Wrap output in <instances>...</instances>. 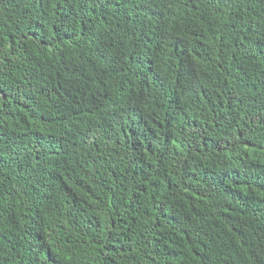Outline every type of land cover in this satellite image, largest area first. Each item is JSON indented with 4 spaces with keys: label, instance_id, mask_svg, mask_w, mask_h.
<instances>
[{
    "label": "trees",
    "instance_id": "trees-1",
    "mask_svg": "<svg viewBox=\"0 0 264 264\" xmlns=\"http://www.w3.org/2000/svg\"><path fill=\"white\" fill-rule=\"evenodd\" d=\"M0 264H264V0H0Z\"/></svg>",
    "mask_w": 264,
    "mask_h": 264
}]
</instances>
